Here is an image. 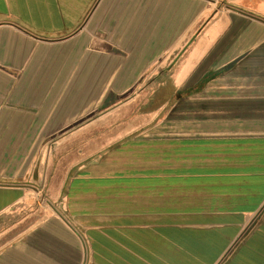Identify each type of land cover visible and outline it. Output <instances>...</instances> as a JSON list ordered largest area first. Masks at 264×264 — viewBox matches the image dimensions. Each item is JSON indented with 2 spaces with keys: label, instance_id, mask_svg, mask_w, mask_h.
<instances>
[{
  "label": "crops",
  "instance_id": "obj_1",
  "mask_svg": "<svg viewBox=\"0 0 264 264\" xmlns=\"http://www.w3.org/2000/svg\"><path fill=\"white\" fill-rule=\"evenodd\" d=\"M0 264H264V0H0Z\"/></svg>",
  "mask_w": 264,
  "mask_h": 264
},
{
  "label": "rangeland",
  "instance_id": "obj_2",
  "mask_svg": "<svg viewBox=\"0 0 264 264\" xmlns=\"http://www.w3.org/2000/svg\"><path fill=\"white\" fill-rule=\"evenodd\" d=\"M195 11V10H194ZM149 88V87H148ZM151 88V87H150ZM143 100H145V98L143 99ZM143 100H142V103L141 102H135L134 104H133V106H130V112H129V115H125L126 114V112H124L123 113V116H125V117H127L128 116V118L129 119H131V118H136V116H137V114H136V112H132V111H135V109H136V107L138 106L139 107V110H140V106H142L143 105ZM145 103V106H146V108H147V106L149 105V104H147V103H149V102H144ZM150 105H151V102H150ZM121 117V116H120ZM50 178H46V179H44V182H45V185L46 184H48L49 182H50ZM45 196L46 195H44V198H45ZM49 197H50V195H49ZM63 196L62 195H60V199H59V201L58 202H52V200L50 201V202H48V207H46L47 209H48V211L49 212H51V213H57V214H59V215H61V216H66L65 215V211H64V207H63ZM45 203H46V201H45ZM44 206V205H43ZM46 206V205H45ZM43 213H44V210H43Z\"/></svg>",
  "mask_w": 264,
  "mask_h": 264
}]
</instances>
